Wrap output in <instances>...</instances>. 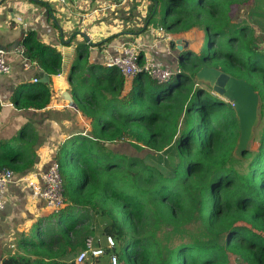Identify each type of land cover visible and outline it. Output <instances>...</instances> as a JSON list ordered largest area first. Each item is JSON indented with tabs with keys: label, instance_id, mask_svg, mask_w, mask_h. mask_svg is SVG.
<instances>
[{
	"label": "trees",
	"instance_id": "1",
	"mask_svg": "<svg viewBox=\"0 0 264 264\" xmlns=\"http://www.w3.org/2000/svg\"><path fill=\"white\" fill-rule=\"evenodd\" d=\"M151 1L148 24L168 31L203 26L210 49L183 53L169 83L141 74L125 93L118 68L82 64L89 46L77 47L70 81L92 119V138L76 136L70 149L61 148L65 209L52 214L35 239L23 240L27 255L6 257L2 264H76L73 255L88 238H98L88 226L95 215L101 234L116 242L104 257L116 255L118 264H264V51L249 27L231 34L219 30L224 18H215L216 5L206 16L204 0L183 7L187 0ZM155 4H162L160 20ZM175 9L180 10L173 17ZM24 44L27 57L42 71L60 73L58 49L34 33ZM206 62L221 64L218 68L234 76L235 68L243 72L240 77L260 95L263 130L246 175L228 166L240 136L235 106L188 86ZM48 94V85L39 81L27 96L40 100ZM21 105L43 107L26 100ZM103 142L163 152L170 171L138 158L118 160ZM189 229L199 236L171 245L175 232Z\"/></svg>",
	"mask_w": 264,
	"mask_h": 264
},
{
	"label": "crops",
	"instance_id": "2",
	"mask_svg": "<svg viewBox=\"0 0 264 264\" xmlns=\"http://www.w3.org/2000/svg\"><path fill=\"white\" fill-rule=\"evenodd\" d=\"M199 1L187 0L179 7ZM203 3L206 16L211 6H217L215 18H224L218 23L219 30L231 34L249 27L264 51V0ZM153 4L151 0H68L66 4L60 0H0V50L8 52L13 67L11 74L0 76V167L11 165L9 169L18 175L28 169L46 171L53 160L59 162L63 146L71 148L72 138H92V119L82 111L70 81L80 44L89 46L81 62L84 65L107 68L106 63L121 54L123 45L138 42L143 46L142 55H152L162 68L176 73L183 53L199 55L210 49L209 32L203 26L183 30L184 25H180L168 31L158 24H148L151 12L148 14L147 9ZM156 9L160 20L162 4L157 8L155 4ZM177 11L174 10L173 17ZM139 17H147L146 22L143 24ZM30 33L63 56L60 73L49 75L50 81L46 83L50 94L40 100H32L27 94L42 79L40 74L44 71L38 65L26 69L25 61L14 52ZM133 82H125V93L131 90ZM25 100L43 107H24L21 101ZM6 197L7 206L0 213V264L6 257L27 255L28 248L21 243L35 239L39 229L49 225L51 216L45 202L34 199L24 185H10Z\"/></svg>",
	"mask_w": 264,
	"mask_h": 264
},
{
	"label": "built area",
	"instance_id": "3",
	"mask_svg": "<svg viewBox=\"0 0 264 264\" xmlns=\"http://www.w3.org/2000/svg\"><path fill=\"white\" fill-rule=\"evenodd\" d=\"M60 1L64 4L68 2V0ZM142 48L143 46L138 42L127 43L121 47V54L109 60L106 66L118 68L125 82L134 81L139 75L145 74L158 84L169 83L177 73L162 68L152 55L147 53L142 55ZM14 52L25 61L24 66L26 69L31 65H37L27 57L25 44L22 43L17 46ZM168 52L170 53V49H168ZM12 71L13 67L9 62L8 52L0 50V76L9 75ZM16 183L30 189L32 197L43 200L47 208L53 213H59L67 205L58 160H53L46 171H28L23 175H18L9 168L0 169V213L5 210L8 203L6 197L8 188ZM115 246L116 242L110 236L105 237L103 242L100 238L90 237L74 261L76 264H95L98 259L105 256L106 249L112 250ZM109 261L110 264H118L116 255H111Z\"/></svg>",
	"mask_w": 264,
	"mask_h": 264
},
{
	"label": "rangeland",
	"instance_id": "4",
	"mask_svg": "<svg viewBox=\"0 0 264 264\" xmlns=\"http://www.w3.org/2000/svg\"><path fill=\"white\" fill-rule=\"evenodd\" d=\"M180 9H178V11L176 12V15ZM151 10H152V6L149 5L148 9H147V13L149 14V12H151ZM134 18L137 21V24L141 25V22L138 21V19H136L137 17H134ZM140 19L142 20V22L144 24L147 20V17L146 18L141 17ZM208 47H209V41H208V44L206 46V49ZM217 65H221V64L206 62L204 64V67H202L201 69L196 71L195 77L193 78L192 82L190 84H188V86L192 87V89H195V90L196 89H204L206 91V93H208L214 97H217V98L221 99L222 101H225L227 104H232L228 99H225L224 97H222L214 89L213 85H211L209 82H206V81L198 78V74L200 73V71L203 68H216L218 70H221V68H218L219 66H217ZM234 72L237 75L234 76V75L230 74L233 77L242 79L240 76H244L243 72L238 71L236 68L234 69ZM189 74L193 75L190 70H189ZM243 80H245V79H243ZM262 119L263 118H260V123L254 128V136L252 138V141L248 145V150H249L248 152L249 153L247 155H242L241 153H236L234 151V153H233V155H232V157L228 163L229 167L233 168L234 170H236L241 175H246L248 173L249 164L252 162V160L254 159V157L256 156V154L258 152L259 139H260V135H261L262 130H263V120ZM105 146H106L107 151L112 152V154L114 156L119 157L118 160H123V159L126 160L127 158H138V159H141L142 161H144L148 164H152V165L158 167L159 169L163 170L165 173H168L170 171V167L167 166L166 155L163 152L157 153V152H155L149 148H143L141 151H139L140 149L137 150L134 147V145L131 144L130 142H120V143L107 142V144H105ZM178 160H180V159L178 158ZM27 171H23V172L27 173ZM80 206H83V205L80 204ZM88 209H91V207H89ZM48 212L51 215L54 214L50 210H48ZM96 219H100V216H98V215H95L94 217L92 216V219L90 220L88 226H90V228H92V229H94V231H96V233H97L96 236L98 238H100L101 241L103 242L105 237L101 234V229L98 226ZM189 230H190V232H188V233H184V231L183 232H181V231L175 232V234H174L175 238L171 242L172 243L171 245L175 244L176 239H178L176 244L178 242H180L179 239L184 241V242H188V241L194 239L195 237H198L200 234V232L196 231L195 229L194 230L189 229ZM77 255H78V253H75L72 258L75 259ZM135 263L136 262L133 261L130 264H135ZM100 264H109V256L101 258Z\"/></svg>",
	"mask_w": 264,
	"mask_h": 264
},
{
	"label": "water",
	"instance_id": "5",
	"mask_svg": "<svg viewBox=\"0 0 264 264\" xmlns=\"http://www.w3.org/2000/svg\"><path fill=\"white\" fill-rule=\"evenodd\" d=\"M157 7L158 4H156ZM84 37L87 41L89 40L86 35ZM180 48L182 50V47ZM40 77L42 83L50 81L49 75L45 72H42ZM198 78L213 85L222 97L228 99L235 106L240 128L235 152L246 155L249 151L248 145L254 136V128L260 123V95L247 81L233 77L216 68H203L198 74Z\"/></svg>",
	"mask_w": 264,
	"mask_h": 264
}]
</instances>
